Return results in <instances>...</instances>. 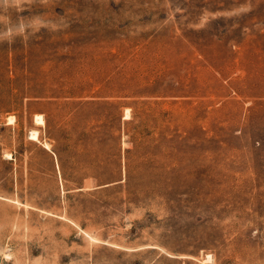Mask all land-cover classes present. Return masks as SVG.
Masks as SVG:
<instances>
[{"label":"rangeland","instance_id":"1","mask_svg":"<svg viewBox=\"0 0 264 264\" xmlns=\"http://www.w3.org/2000/svg\"><path fill=\"white\" fill-rule=\"evenodd\" d=\"M0 264H264V0H0Z\"/></svg>","mask_w":264,"mask_h":264},{"label":"trees","instance_id":"2","mask_svg":"<svg viewBox=\"0 0 264 264\" xmlns=\"http://www.w3.org/2000/svg\"><path fill=\"white\" fill-rule=\"evenodd\" d=\"M111 182L106 181L104 179H100L98 184L94 187H92L91 189L87 190L88 193H97V192H102L105 190H108L110 187Z\"/></svg>","mask_w":264,"mask_h":264},{"label":"bare ground","instance_id":"3","mask_svg":"<svg viewBox=\"0 0 264 264\" xmlns=\"http://www.w3.org/2000/svg\"><path fill=\"white\" fill-rule=\"evenodd\" d=\"M42 122H43V121H42ZM31 138H32V139H35V140H38V138H37V132H32V133H31ZM44 147L50 149L48 144H45Z\"/></svg>","mask_w":264,"mask_h":264}]
</instances>
